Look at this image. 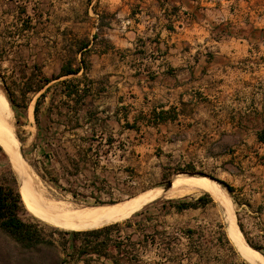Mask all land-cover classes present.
Listing matches in <instances>:
<instances>
[{
  "label": "crops",
  "instance_id": "1",
  "mask_svg": "<svg viewBox=\"0 0 264 264\" xmlns=\"http://www.w3.org/2000/svg\"><path fill=\"white\" fill-rule=\"evenodd\" d=\"M51 3L60 8L61 51L87 44L82 49L87 68L41 90L50 87L43 100L51 124L59 110L55 134L60 133L62 145L123 152L118 161L126 168H132L134 156L141 166L162 156L176 159L180 167L194 164L189 162L194 156L208 160V174L233 188L237 211L246 220H238L240 231L264 227L260 23L224 18L217 26L208 18V7L218 0ZM80 57L79 51L78 62ZM69 77L75 78L77 93L56 96L52 85ZM154 113L163 118L153 123ZM188 210L147 208L141 214L151 215L146 221L121 224L98 251L79 240L75 249L67 248V257L70 264H196L190 226L184 229L179 222Z\"/></svg>",
  "mask_w": 264,
  "mask_h": 264
},
{
  "label": "rangeland",
  "instance_id": "2",
  "mask_svg": "<svg viewBox=\"0 0 264 264\" xmlns=\"http://www.w3.org/2000/svg\"><path fill=\"white\" fill-rule=\"evenodd\" d=\"M51 4V0H0V91L5 97V93L8 92L14 101V107L10 103L9 105L12 110L11 125L14 137L18 142L19 152L40 179L47 195L56 200L71 202L79 207L101 205L94 199L93 196L96 195L100 196V199L97 200L103 201L104 204H108L109 201L112 202L111 204H115L154 188L162 187L169 180L186 172L217 179L215 175L208 174V160L203 161L196 156H194V160H189V162L194 161V164H185L183 167L179 166L176 159L166 156H162L159 161H156L155 158L147 159L141 166L140 160L136 163L138 159L134 156L132 168H126L124 163L118 161L119 155H123V152H108L104 148H98L91 152L66 149L62 145L60 133L55 134L58 132V125L51 124L48 120L44 100L40 101L39 128L37 127L33 115L37 94H28L26 108L20 106L21 72L29 73L32 65L37 64L43 75L50 77L56 74L62 61L69 56V50L63 53L60 49L63 41L60 34V8H52ZM55 10L56 13H54ZM75 10L76 8L70 9L69 14ZM52 13L55 16L51 17ZM90 16L92 15L90 14ZM100 17L106 18L108 15L102 14ZM208 18H214L212 20L217 26L224 22V18H252L263 27L261 38L264 36V0H218V4L208 7ZM25 20L29 22L24 29ZM57 84L52 85L54 86L53 90ZM54 93L56 96L59 95L57 89L54 90ZM95 152L100 155L99 165L95 168L80 166L77 171H74L69 164V158L77 159L80 153H88L91 158H95ZM148 154L150 157L153 155V153ZM202 165L204 168H201ZM188 166H191L193 170H187ZM178 169H184V171ZM53 177H58L59 185L52 181ZM92 180L98 182L95 186L101 189V193L91 187ZM218 184L224 189L239 226V219L244 222L246 220L239 215L232 196L220 183ZM0 185L11 187L19 192L16 174L1 145ZM204 193L206 192H192L185 196L197 197ZM209 197L210 199L204 207L191 209L181 214L179 222L182 228L188 229L190 226L192 231L191 257L195 258L196 264H249L237 252L228 237L221 206L211 195ZM167 200L171 199L157 197L122 220L86 229H65L55 226L35 215L23 202L19 215L24 221L36 222L46 234H52L59 243L64 239L71 240L72 232H81L74 237L76 241H81L85 231L109 227L112 234H116L115 230L128 220L135 224L143 220L146 221L145 218L151 215H141L142 212L147 208L160 210L162 204H166ZM262 228L259 225L254 228L252 225V229L241 233L249 247L247 240L260 246L264 253V227ZM180 241L181 244H184L183 235H181ZM66 252H63L64 262L62 264H70L71 259L67 257ZM263 253L261 254L264 256Z\"/></svg>",
  "mask_w": 264,
  "mask_h": 264
},
{
  "label": "trees",
  "instance_id": "3",
  "mask_svg": "<svg viewBox=\"0 0 264 264\" xmlns=\"http://www.w3.org/2000/svg\"><path fill=\"white\" fill-rule=\"evenodd\" d=\"M28 22V20H25L23 28L27 27ZM75 45V50L70 49L68 51L69 56L60 64L57 74H54L50 77L44 76L41 68L37 64L32 65L29 73L26 71L21 72L22 81L19 86V94L21 99L20 106L22 108H26V96L28 94H37L33 108V115L38 128V110L40 101L44 99L50 88L48 86L45 88V90L41 91L45 85L54 79L76 74L78 71H80V69L84 71L87 68V64H85L83 60L84 52L82 50L87 44L84 41H81ZM79 51L81 53V57L78 62L77 53ZM74 79L75 78L69 77L60 80L55 86L54 90L57 89L59 95L63 91H66L67 93H77L76 89L78 84L74 81ZM5 95L11 106L14 107V101L12 100L9 93L6 92ZM56 114L58 115V118L55 123L59 125V110H57ZM162 118L163 116L161 113H154L153 123L160 121ZM91 151V149H87L85 152ZM94 156L95 158H91L88 153H80L77 159L69 158V164L72 166L74 171H77L80 166L95 168L99 165L100 155L95 152ZM187 170L192 171L193 169L191 166H188ZM181 171H184V169ZM51 179L55 184L59 185L58 177H53ZM215 180L220 183L231 195L233 188L230 185L222 180ZM91 182V187L98 193H101V189L98 186H95L98 182L96 180H92ZM93 197L98 204H104L103 201L97 200L100 199L99 195ZM209 199L210 197L208 193H204L197 197L185 196L182 198L167 200L166 204H162V208H173L177 211L197 209L204 207ZM22 202L25 204L20 189L18 192L11 187L0 185V264H62L64 262L62 256L63 252H65L67 248L71 246L73 249L76 248V240L74 237L79 235L81 232H72L71 240L64 239L59 243L53 238L52 234H46L43 228H41L36 222L24 221L21 219L19 213L22 209ZM111 203V201L108 202V204ZM118 231L119 229H116L115 233ZM83 233L82 240L84 243L90 246L92 250L98 251L107 243V241L111 239L110 234H112V231L109 227H102L100 229H93ZM247 242L250 247L263 253L260 246L252 244L249 240H247Z\"/></svg>",
  "mask_w": 264,
  "mask_h": 264
},
{
  "label": "bare ground",
  "instance_id": "4",
  "mask_svg": "<svg viewBox=\"0 0 264 264\" xmlns=\"http://www.w3.org/2000/svg\"><path fill=\"white\" fill-rule=\"evenodd\" d=\"M11 119V107L7 98L0 91V145L7 154L11 167L16 174L25 204L38 217L61 228L86 229L122 220L150 200L160 196L166 199H176L192 192L204 191L221 206L228 237L241 257L250 264H264V256L246 244L224 189L215 180L203 175L184 173L171 179L170 188L157 187L115 204L79 207L71 202L49 197L41 185L40 179L19 152Z\"/></svg>",
  "mask_w": 264,
  "mask_h": 264
},
{
  "label": "water",
  "instance_id": "5",
  "mask_svg": "<svg viewBox=\"0 0 264 264\" xmlns=\"http://www.w3.org/2000/svg\"><path fill=\"white\" fill-rule=\"evenodd\" d=\"M187 174H194V173H190V172H186ZM210 179H212V180H215V178L214 177H210V176H208ZM216 181V180H215ZM171 185H172V180H169L164 186H162L163 188H165V189H167V188H170L171 187Z\"/></svg>",
  "mask_w": 264,
  "mask_h": 264
}]
</instances>
